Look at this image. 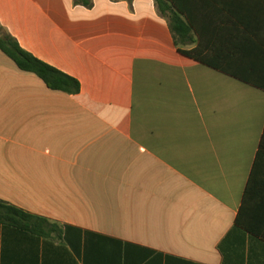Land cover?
Segmentation results:
<instances>
[{
	"label": "crops",
	"instance_id": "0c3cea01",
	"mask_svg": "<svg viewBox=\"0 0 264 264\" xmlns=\"http://www.w3.org/2000/svg\"><path fill=\"white\" fill-rule=\"evenodd\" d=\"M0 23L82 86L0 50V200L60 226L0 225V264H264L263 91L180 54L154 0H0Z\"/></svg>",
	"mask_w": 264,
	"mask_h": 264
},
{
	"label": "trees",
	"instance_id": "16d2710c",
	"mask_svg": "<svg viewBox=\"0 0 264 264\" xmlns=\"http://www.w3.org/2000/svg\"><path fill=\"white\" fill-rule=\"evenodd\" d=\"M168 22L178 52L264 92V0H154ZM90 6L89 1H85ZM0 50L53 91L79 95L81 83L25 50L0 23ZM261 148H264V135ZM248 186L245 202L251 196ZM0 225L38 237L60 226L0 200ZM237 225L253 232L243 218Z\"/></svg>",
	"mask_w": 264,
	"mask_h": 264
}]
</instances>
